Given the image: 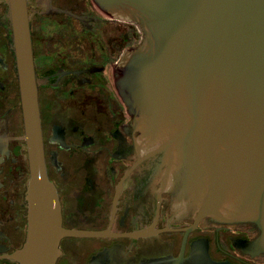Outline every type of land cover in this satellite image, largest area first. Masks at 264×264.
Listing matches in <instances>:
<instances>
[{
    "label": "water",
    "instance_id": "obj_1",
    "mask_svg": "<svg viewBox=\"0 0 264 264\" xmlns=\"http://www.w3.org/2000/svg\"><path fill=\"white\" fill-rule=\"evenodd\" d=\"M4 1L30 171L26 238L11 259L56 264L61 239L82 234L63 228L46 173L29 0ZM92 1L143 34L115 73L137 133L135 165L195 221L255 225L264 253V0Z\"/></svg>",
    "mask_w": 264,
    "mask_h": 264
},
{
    "label": "flooded vegetation",
    "instance_id": "obj_2",
    "mask_svg": "<svg viewBox=\"0 0 264 264\" xmlns=\"http://www.w3.org/2000/svg\"><path fill=\"white\" fill-rule=\"evenodd\" d=\"M28 9L46 173L63 228L82 234L61 239L56 264H264L255 225L195 221L135 165L137 133L115 73L142 41L138 25L103 14L92 0H51L50 9L29 0ZM29 173L0 0V264H18L11 255L26 238Z\"/></svg>",
    "mask_w": 264,
    "mask_h": 264
}]
</instances>
